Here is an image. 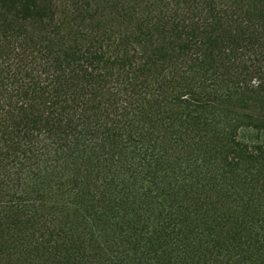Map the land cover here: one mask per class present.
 <instances>
[{"label":"trees","instance_id":"1","mask_svg":"<svg viewBox=\"0 0 264 264\" xmlns=\"http://www.w3.org/2000/svg\"><path fill=\"white\" fill-rule=\"evenodd\" d=\"M0 264H264V0H0Z\"/></svg>","mask_w":264,"mask_h":264}]
</instances>
